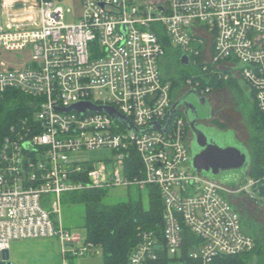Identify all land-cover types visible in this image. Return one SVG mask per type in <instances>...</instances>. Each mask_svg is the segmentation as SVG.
<instances>
[{"label":"built area","instance_id":"built-area-1","mask_svg":"<svg viewBox=\"0 0 264 264\" xmlns=\"http://www.w3.org/2000/svg\"><path fill=\"white\" fill-rule=\"evenodd\" d=\"M61 3L0 0V57L31 52L20 67L0 58V98L17 89L36 99L33 116L0 139V251L22 238H53L63 264L94 255L100 249L86 234L63 223V194L150 185L163 198L170 254L181 250L183 224L200 240L191 256L203 264L254 250L231 201L239 192L259 194L264 177L231 186L193 169L183 115L165 129L174 96L160 69L166 48L157 27L191 61L202 54L220 77L244 80L264 113V0H82L72 23ZM84 101L113 106L129 123L105 111H64ZM84 149L111 156L69 157ZM157 259V236L143 232L130 264Z\"/></svg>","mask_w":264,"mask_h":264},{"label":"trees","instance_id":"trees-1","mask_svg":"<svg viewBox=\"0 0 264 264\" xmlns=\"http://www.w3.org/2000/svg\"><path fill=\"white\" fill-rule=\"evenodd\" d=\"M158 26V33L166 48L164 57L168 53H172L181 59L183 53L172 44L164 31V27ZM203 46L201 45L200 48L203 49ZM200 58H202V54L192 56L191 61L198 69L183 72L181 67L176 68V66L174 73H166L170 76L172 92L174 87L189 85V80H192L193 85L199 81L200 84L196 86V89L209 93L227 84L237 87L236 78L232 76L229 78L220 77L219 73L214 72L211 64L201 62ZM207 87H210L209 91H207ZM251 95L253 101L247 110V118L251 128L248 146L251 162L249 168L240 173L238 178L230 173L221 176L231 186L239 185L247 176L259 179L264 177V113L258 107L252 92ZM35 100V98L17 89H8L4 92L0 98V139L7 134L12 124L18 123L23 118L28 119L33 116L36 108ZM134 189L135 194L130 193L127 199H119L113 202L106 201L109 190L105 188L77 190L63 194V206L69 203H79L85 206L83 224L85 234L87 240L102 251V264H130V255L141 240L143 232H154L157 236L158 259L151 264H203L201 259L191 256L192 250L200 240L185 224L182 225L184 241L180 252L169 253L168 246L165 244V206L159 188L150 185L146 189L148 193L147 207L143 202L145 190L138 187ZM257 190L260 195L264 194V181L261 182ZM251 236L255 238L257 244L254 250L240 254L219 255L214 258L212 264H249L252 258L251 254L260 249L258 237L252 234ZM70 264L74 263L70 261Z\"/></svg>","mask_w":264,"mask_h":264},{"label":"rangeland","instance_id":"rangeland-1","mask_svg":"<svg viewBox=\"0 0 264 264\" xmlns=\"http://www.w3.org/2000/svg\"><path fill=\"white\" fill-rule=\"evenodd\" d=\"M64 8L70 9L66 11V21L74 22L82 12V0H62ZM183 53V51L180 50ZM31 52L29 50L23 53L2 52L1 59L15 67H20L26 61H30ZM201 62H206V57L200 58ZM178 60V61H177ZM173 65V67H172ZM177 66V67H176ZM176 68H180L183 72L198 69L191 63L186 66L180 63V57L168 53L163 57L160 63L162 75L168 81V73H174ZM167 73V74H166ZM237 87L224 85L221 88L210 92L209 98L213 107L217 110V116L210 121L223 129H230L231 137L228 139H219L217 143L221 146L234 145L248 152L251 128L247 118V110L253 101L251 91L244 80L237 79ZM174 99L178 98L186 89H190V85L182 87H174ZM111 156V152L107 149H84L80 151L69 152L72 160L78 161H99L107 159ZM226 182V181H225ZM227 183V182H226ZM135 188V187H134ZM133 187H116L108 189L106 201L113 202L119 199H127L131 194H135ZM144 205L148 206V193L145 190L143 194ZM232 205L241 216L243 230L258 237L260 249L251 254L252 258L249 264H264V194L251 196L245 192H239L232 196ZM85 206L83 204L69 203L64 204L62 209V220L66 226L71 227L78 233L85 234L84 224ZM10 259L14 264H63L62 249L60 241L53 238L43 239H18L10 244ZM68 260L74 264H102L103 253L91 255L87 254L80 257H72ZM69 261V264H70Z\"/></svg>","mask_w":264,"mask_h":264},{"label":"water","instance_id":"water-1","mask_svg":"<svg viewBox=\"0 0 264 264\" xmlns=\"http://www.w3.org/2000/svg\"><path fill=\"white\" fill-rule=\"evenodd\" d=\"M180 62L186 66L190 65V56L188 54H183L181 56ZM70 110H78L82 113H85L88 110L105 111L115 119H119L124 123H129L126 117L122 115L117 110V108L113 106L97 105L91 101L79 102L64 109V111ZM178 111V102H176L174 103L173 108L170 112L168 123L165 129L168 127L173 116ZM130 126L132 127L131 123ZM153 127L158 128L160 130L162 126L159 123H154ZM195 130L197 138V148L195 151H193L192 157L190 158L192 167L197 172L204 173L210 178L219 179L223 182H227L226 179L221 178L223 174L235 171L237 172V174L232 175L238 178L240 173L245 172L249 168L251 162V158L249 156L250 153H247L246 150L241 149L238 146H221L219 145V143H217L219 139L230 138L231 133L226 138L215 137L214 139H210L209 135L205 131H203V129ZM0 264H14L10 259V250L5 249L3 251H0Z\"/></svg>","mask_w":264,"mask_h":264},{"label":"flooded vegetation","instance_id":"flooded-vegetation-1","mask_svg":"<svg viewBox=\"0 0 264 264\" xmlns=\"http://www.w3.org/2000/svg\"><path fill=\"white\" fill-rule=\"evenodd\" d=\"M209 94L211 93L190 88L173 101L174 103L178 102L179 112L186 121V141L190 148L191 157L197 148L195 129H203L210 139L215 137L226 138L231 133L230 129H223L212 122L210 123L217 116V110L213 107ZM230 174L235 175L237 172L234 171Z\"/></svg>","mask_w":264,"mask_h":264},{"label":"crops","instance_id":"crops-1","mask_svg":"<svg viewBox=\"0 0 264 264\" xmlns=\"http://www.w3.org/2000/svg\"><path fill=\"white\" fill-rule=\"evenodd\" d=\"M60 245H61V243H60ZM9 250H10V248H9Z\"/></svg>","mask_w":264,"mask_h":264}]
</instances>
